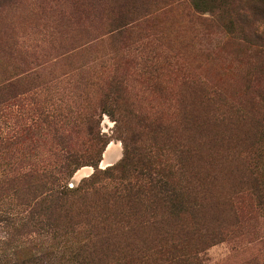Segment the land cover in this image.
I'll return each instance as SVG.
<instances>
[{
  "label": "rangeland",
  "instance_id": "374dc122",
  "mask_svg": "<svg viewBox=\"0 0 264 264\" xmlns=\"http://www.w3.org/2000/svg\"><path fill=\"white\" fill-rule=\"evenodd\" d=\"M234 1L0 0V139L17 143L0 146V263L22 264L31 255H43V264H77L74 255L79 249H94L103 254L104 264H136L133 257L144 249L147 264H164L160 252L186 245L191 252L188 264H264V204L259 200L264 161L256 167L252 153L253 144L264 134V122L258 118L241 122L242 113L231 114V109L244 107L261 117L264 101L247 88L249 66L241 62L235 40L222 26L219 14L231 11ZM118 16L139 24L137 30L145 28L142 20L157 19L155 32L168 57L165 99L156 101L150 91L136 86L131 106L144 112L159 104L170 114H192L204 125L197 148L211 162L205 163L202 174L208 207L203 219L183 226L195 230L194 235L165 218L160 230L148 223L130 232L148 216L127 228V223L102 218L105 210L100 206L99 219L79 216L68 225L58 221L62 233L53 236L46 221L35 228L32 224L46 220L43 215L28 214L31 205L42 199L32 193L37 186L31 177L34 171H54L64 156L89 155L105 140L109 144L99 168L117 165L123 158L116 118L109 113L110 101L100 82L129 49L120 39H110ZM27 76L39 79L21 85L20 79ZM13 82L19 85L7 90ZM214 91L223 93L227 108L219 110L208 101ZM226 110L230 113L222 115V123L219 116ZM35 126L39 130L34 134L24 133ZM193 133L184 131L182 136ZM94 172V167L84 166L66 182L75 189ZM97 228L114 233L106 238ZM121 254L130 262L117 261Z\"/></svg>",
  "mask_w": 264,
  "mask_h": 264
},
{
  "label": "trees",
  "instance_id": "16d2710c",
  "mask_svg": "<svg viewBox=\"0 0 264 264\" xmlns=\"http://www.w3.org/2000/svg\"><path fill=\"white\" fill-rule=\"evenodd\" d=\"M256 2L261 3V6ZM234 4L231 11L219 14L224 21L222 26L230 39L235 40L233 47L237 48L236 53L241 55V62H246L249 66L248 79L251 82L247 88L253 89L263 102L264 0H235ZM141 23L145 28L137 30L139 24L127 21L125 16H118L113 20L115 29L110 39H120L124 49H129L124 52L123 59L113 65L114 71L100 80L105 86L104 96L110 101L109 113L116 118V132L123 143L122 160L104 170L99 168L102 154L109 144V141L105 140L100 149L92 150L89 155L78 156L72 153L64 156L54 171H34L31 177L36 179L37 186L32 193H39L42 199L31 205L28 214L36 213L46 219L33 222L34 228L46 221V226L50 229H46L47 232L56 236L62 233L58 221H65L68 225L74 217L79 216H90L97 220L102 217L101 206L105 210L102 218L107 215L106 220L113 218L116 224L127 223V228L132 221L136 226L137 221L140 222L143 216H148L149 220L140 222L141 227H130V232H138L146 228L148 223L149 227H157L156 230H160L162 218H165L180 224L179 230L194 235L197 233L195 230L183 226L191 220H200L206 216L208 191L202 174L206 169L205 163L211 165V162L205 159L197 148V145L201 146L204 125L200 126V122H197L192 114H189L190 117H181L177 112L170 114V110L159 104H156L158 108L154 104L150 106L149 111L144 112L131 106V90L136 86L150 91L149 93L157 97L156 101L160 102L165 99L166 91L163 81L168 57L162 50L163 46L159 44V34L155 32L157 19H146ZM132 39L135 42H132ZM121 69H124L122 73ZM38 79L27 76L20 79V84L29 85ZM87 84L94 85L89 81ZM17 85L19 83H10L6 89L13 90ZM211 95L208 101H212L214 106L219 110L227 108L222 92L214 91ZM251 111L252 108L247 110L242 107L231 109V114L242 113L241 122L254 118L264 122V114L257 117L251 115ZM228 113L230 111L226 110L219 116L222 123H225L222 115ZM227 119L229 121V118ZM214 124L216 127L221 125L215 122ZM207 127L209 129L210 123ZM34 128L27 127L24 133L32 135L39 130L36 126ZM184 131L194 132L193 137L182 136ZM15 144L17 143L12 140L0 139V146ZM253 146L252 153L258 167L264 161V134L259 135ZM84 166L94 167L95 172L84 179L77 188L70 189L67 179ZM49 185L51 187L48 188ZM259 189H262L259 200L263 205L264 186ZM108 206L112 209L108 210ZM51 217L55 218L54 222H49ZM102 231L106 238L114 233L112 229L97 228L101 236ZM113 237L115 239L118 236ZM160 255L164 258V264H188L191 260V252L187 250L186 245L175 246L170 252H160ZM102 257L103 254L94 249H79L74 255L77 264H104ZM118 257L117 261L127 260L122 254ZM133 258L137 260L136 264H147L148 252L139 250ZM44 259L43 255H31L22 264H43Z\"/></svg>",
  "mask_w": 264,
  "mask_h": 264
}]
</instances>
